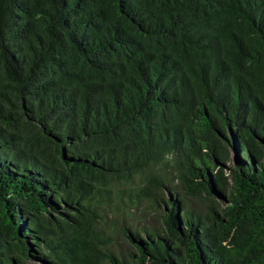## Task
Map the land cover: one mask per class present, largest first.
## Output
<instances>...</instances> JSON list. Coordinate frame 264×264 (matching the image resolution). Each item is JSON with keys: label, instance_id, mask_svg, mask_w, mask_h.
<instances>
[{"label": "trees", "instance_id": "obj_1", "mask_svg": "<svg viewBox=\"0 0 264 264\" xmlns=\"http://www.w3.org/2000/svg\"><path fill=\"white\" fill-rule=\"evenodd\" d=\"M29 257L264 264V0H0V264Z\"/></svg>", "mask_w": 264, "mask_h": 264}, {"label": "rangeland", "instance_id": "obj_2", "mask_svg": "<svg viewBox=\"0 0 264 264\" xmlns=\"http://www.w3.org/2000/svg\"><path fill=\"white\" fill-rule=\"evenodd\" d=\"M227 153H228V155H227L226 165L234 164L239 151H237L236 149H234L232 147H229ZM226 174H227V172H226ZM174 185H176L177 189H179V190L182 189L178 185L177 180L174 181ZM161 195H163V193ZM212 197L195 196L191 199V202L197 208L204 210L207 203H213ZM214 198H216V197H214ZM219 199H221V198H219ZM142 204H140L138 212L136 211L135 208H132L130 211L126 212L125 216H127L129 218L130 224L133 225L134 227L139 228V229H145V228L152 229L154 226L162 228L163 223L161 222V217H160V213H161L160 207L163 208V205H164L163 202H161V204L158 206V210H155L154 207L151 205H150V207H148V206L142 205ZM164 208H165V206H164ZM116 237H117V239H119V244H120V247L122 250L132 248V245L130 243H128L127 238L125 237V239H126L125 240L121 233L116 234ZM25 264H43V263L35 257H29L25 260Z\"/></svg>", "mask_w": 264, "mask_h": 264}]
</instances>
